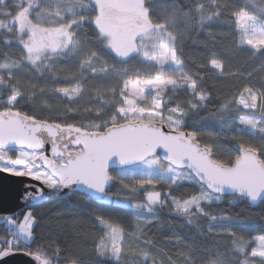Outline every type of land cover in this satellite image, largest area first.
I'll use <instances>...</instances> for the list:
<instances>
[{"label":"trees","instance_id":"1","mask_svg":"<svg viewBox=\"0 0 264 264\" xmlns=\"http://www.w3.org/2000/svg\"><path fill=\"white\" fill-rule=\"evenodd\" d=\"M26 1L0 0V86L4 99L16 97L14 110L83 132H103L124 123L119 111L127 81L142 74L173 76L151 73L136 55L128 54L131 43L146 36L138 33L140 28L131 29L134 24L146 29L159 26L171 39L183 69V81L156 95L162 110L181 121L177 130L190 131L223 165L234 162L239 147L256 151L264 164V134L231 125L240 116L264 118V47L246 46L238 28L241 14L264 26V0H141L142 12L147 14L130 16L129 24L119 20L118 14L126 13L123 9L110 6L113 20L102 17L116 25L107 29L122 48V57L99 37L96 26L103 20L98 22L102 17L98 18L93 3L63 0L87 4L89 10L74 15L75 26L64 50L34 62L27 58L26 37L14 25ZM44 9L35 11L44 13ZM219 125L231 129L218 132ZM112 174L116 183L108 201L76 194L34 209L33 239L26 251L45 256L46 264H264L251 257L255 238L264 233V201L250 206L239 197H218L198 208L180 210V204L205 190L195 179L175 184ZM149 193L159 195V208L140 211L135 205L144 206ZM111 228L146 254L135 256L125 245L116 260L103 251Z\"/></svg>","mask_w":264,"mask_h":264},{"label":"water","instance_id":"2","mask_svg":"<svg viewBox=\"0 0 264 264\" xmlns=\"http://www.w3.org/2000/svg\"><path fill=\"white\" fill-rule=\"evenodd\" d=\"M14 148L41 153L39 162L58 186L0 168V221L67 193L101 201L116 183L111 171L128 169L153 157L175 169L187 170L215 196L239 197L250 206H259L264 201V164L256 151L239 147L234 162L223 165L190 131L172 129L152 119L126 121L103 132H80L21 114L0 113V150ZM68 148L81 152H69ZM59 157L65 159L64 164L54 161ZM0 264H42V261L34 254L12 252L0 244Z\"/></svg>","mask_w":264,"mask_h":264},{"label":"rangeland","instance_id":"3","mask_svg":"<svg viewBox=\"0 0 264 264\" xmlns=\"http://www.w3.org/2000/svg\"><path fill=\"white\" fill-rule=\"evenodd\" d=\"M35 1L36 0H27L26 7L19 10L14 18V25H17L19 34H23L26 37V43L24 44L28 51L27 58L32 62L41 56L58 53L64 50L70 31L73 30L75 26V21H73L74 15L81 11L87 12L89 10L87 4H82L76 1L37 0L36 4ZM90 2L95 5L99 19L100 14L101 17L103 14V17H112L113 20V14L109 12V9L111 8L110 6L118 7L126 12L124 15L118 14L120 15L119 20L124 24L131 23V14L138 17L147 14L146 12H142L143 8L141 6V0H88V3ZM40 7H45L44 13H38L35 11ZM103 17L98 22H101ZM127 17L129 21L128 19L126 20ZM65 18L70 19V21L64 23L63 20ZM102 22L103 25L98 23L96 26L99 37L107 41L108 47L112 52L122 57V48L117 44L111 31L107 29L109 27L112 30L116 25L113 21L105 23L103 20ZM117 25L122 26V24ZM238 26L241 40L246 46L254 48L264 47V44L259 43V41H264V26H260L254 18L246 14L239 15ZM133 28H140V32L138 33L146 36L137 38L135 42H132V49L130 48L131 51L128 54L130 55L132 53V55H136L138 60L144 65L145 69L151 73L168 72L173 74V76H150L148 74H142L138 79L127 81L124 87V106L119 111L122 115V119L125 120L124 122L152 119L166 123L172 129H179L181 121L176 116L170 115V113H165L162 110L160 100L157 98L162 90L172 87L178 81L184 80L181 76L183 70L182 65L177 60L170 45L171 39L168 41V35H166L164 29L159 26L146 29L147 27L143 24L141 26V24L137 23L131 27V29ZM112 32L115 33L114 31ZM117 34H115V36ZM120 34L122 33L120 32ZM245 40H252L255 46L245 43ZM0 88L3 89V86H0ZM251 96V101H255V97L253 95ZM15 101L16 97L0 100V112L5 115L18 114L12 110L15 108ZM248 105L249 103H246V106ZM231 125L232 129L238 127V129H248L252 133L259 132L260 134H264V118L261 117L240 116L235 121L231 122ZM233 125L235 127H233ZM217 129L219 130L218 132L230 131L231 126L228 125V127H226L219 125L217 126ZM38 154L40 155L41 153ZM38 154L23 149L0 152V157L5 161L0 168L11 174L25 175L41 182L52 184L51 176L42 168L37 159V156H39ZM116 174H118L117 176L122 177L139 175L149 178H160L172 181L175 184L192 182L195 179L187 170H179L170 165L163 164L157 157L149 158L145 162L129 169L117 171ZM109 196L110 195L108 194L105 197V201L110 200V198L112 199V197ZM132 196H135V194H131L129 198ZM217 199L218 196L213 195L205 189L195 199L180 204L178 209L185 210L193 207L198 208L203 203L212 202ZM158 205H160L159 195L149 193L146 194V203L144 206H135L140 211L149 212L159 208ZM20 219L21 220L18 222L9 218L7 223L15 227V234L22 242L31 244L33 239L32 229L35 224V219L29 211H27ZM136 239L139 240L138 237H136ZM124 247L131 251L135 256H139V254L143 256L146 254V251L141 249V247L131 246L128 236L124 235L117 229L111 228L104 238L102 245L103 251L113 254V258L117 260L124 250ZM244 251L245 248L243 247L241 252ZM251 257L264 260V233L259 234L255 238V248L251 253ZM42 264H44L43 261Z\"/></svg>","mask_w":264,"mask_h":264},{"label":"bare ground","instance_id":"4","mask_svg":"<svg viewBox=\"0 0 264 264\" xmlns=\"http://www.w3.org/2000/svg\"><path fill=\"white\" fill-rule=\"evenodd\" d=\"M19 114H21V113H19ZM21 115H24V114H21ZM25 116V115H24ZM26 117V116H25ZM69 149H73V148H68V151H69ZM77 150V149H76ZM28 151V150H27ZM28 152H31V151H28ZM69 152H73V153H78V152H75V151H69ZM32 153H37L38 154V152H32ZM40 156V155H39ZM38 156V157H39ZM1 158V157H0ZM61 158V157H60ZM2 159V158H1ZM38 159V158H37ZM56 159V158H55ZM55 159H54V161H55ZM64 159V158H63ZM3 160V159H2ZM65 160V159H64ZM39 161V160H38ZM56 162V161H55ZM40 163V162H39ZM57 163V162H56ZM40 165L42 166V164L40 163ZM42 168L45 170V171H47L43 166H42ZM48 172V171H47ZM49 173V172H48ZM112 173H115L116 174V171H111V176L116 180V178L113 176L114 174H112ZM15 175V174H14ZM20 176H25V175H20ZM51 176V175H50ZM27 177H29V176H27ZM52 177V176H51ZM54 178V177H53ZM55 179V178H54ZM56 180V179H55ZM56 183H57V185L55 186V188L58 186V182H57V180H56ZM50 186V185H49ZM53 187V186H52ZM67 194H73V193H67ZM65 195V194H64ZM63 196V195H62ZM61 196V197H62ZM69 196V195H68ZM60 197V198H61ZM66 197V196H65ZM59 198V199H60ZM64 198V197H63ZM85 198L87 199V200H91V199H89L88 197H86L85 196ZM59 199H56V200H59ZM62 199V198H61ZM56 200H53V201H56ZM53 201H51V202H53ZM91 201H94V200H91ZM50 203V202H49ZM48 204V203H47ZM11 226V232H12V234L14 235V237H15V239L13 238V236L11 235V234H9L3 227H2V225H1V222H0V236L2 237V239L5 241V243L7 244V246H8V248H9V251H12V252H19V253H28V254H31V253H29V252H27L24 248H22L20 245H21V243H24V242H22L21 240H20V238L19 237H17L16 236V234H15V227L13 226V225H10ZM3 231H4V233H5V236H3ZM26 245H30V244H26ZM45 259H47L46 257H45ZM43 262L46 264V262L43 260ZM70 264H76V263H70Z\"/></svg>","mask_w":264,"mask_h":264},{"label":"flooded vegetation","instance_id":"5","mask_svg":"<svg viewBox=\"0 0 264 264\" xmlns=\"http://www.w3.org/2000/svg\"><path fill=\"white\" fill-rule=\"evenodd\" d=\"M131 16V18H136V16L134 15V14H131L130 15ZM14 112H16V113H18L19 114V112L18 111H16V110H14V109H12ZM0 113H2V112H0ZM3 114V113H2ZM5 115V114H4ZM15 149H23V150H25L26 151V149H24V148H14V149H9V150H6V151H2V150H0V152H9V151H14ZM69 151H75V152H78V153H80L81 152V150L80 149H69ZM39 155V154H38ZM38 157V156H37ZM3 159V158H2ZM55 161L58 163V164H64L65 163V160L63 159V158H56L55 159ZM4 159H3V163L1 164V165H3L4 164ZM0 165V166H1ZM47 172V171H46ZM48 173V172H47ZM11 174V173H10ZM49 174V173H48ZM50 175V174H49ZM51 179H52V184H49V183H45V182H42L43 184H45V185H50V186H53V187H55L56 185H57V183H56V180L53 178V177H51ZM53 183H54V185H53ZM68 195H76V194H65V195H63L61 198H63V197H65V196H68ZM83 196V195H82ZM85 197V196H84ZM60 198V199H61ZM44 205H46V204H44ZM43 206V205H42ZM39 207H41V206H39ZM39 207H36V208H39ZM36 208H34V209H36ZM34 209H30V210H27V211H29L30 213H31V215H32V212H33V210ZM27 211H21V212H18V213H16L15 215H12V216H10V217H7L6 219H4V220H2V221H0L1 222V225H2V227L9 233V234H11L12 236H13V238L15 239V237H14V235L12 234V232H11V226H10V224L9 223H7V220L10 218V219H13V220H16V221H20L21 219V217L27 212ZM0 240L3 242V243H5V241L2 239V237L0 236ZM22 248H24L25 250H26V243H21V245H20ZM39 256V255H38ZM39 257H41V256H39ZM41 258H43V259H45V256H42Z\"/></svg>","mask_w":264,"mask_h":264},{"label":"snow or ice","instance_id":"6","mask_svg":"<svg viewBox=\"0 0 264 264\" xmlns=\"http://www.w3.org/2000/svg\"><path fill=\"white\" fill-rule=\"evenodd\" d=\"M245 43H248V44L255 46V44L253 43L252 40H245ZM259 43L264 44V41H259Z\"/></svg>","mask_w":264,"mask_h":264}]
</instances>
